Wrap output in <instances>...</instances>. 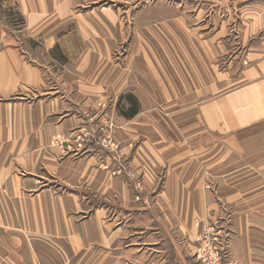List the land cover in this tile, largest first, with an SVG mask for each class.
I'll return each mask as SVG.
<instances>
[{
	"label": "crops",
	"instance_id": "crops-1",
	"mask_svg": "<svg viewBox=\"0 0 264 264\" xmlns=\"http://www.w3.org/2000/svg\"><path fill=\"white\" fill-rule=\"evenodd\" d=\"M8 1L24 25L0 24V264H193L203 227L226 209L229 264H264V142L239 141L264 125V0H231L241 4L244 68L199 108L227 142H169L152 110L136 101L125 117L112 104L137 186L100 164L111 163L105 153L64 152L79 142L69 138L85 120L76 110L133 86L112 57L123 30L106 4L120 0Z\"/></svg>",
	"mask_w": 264,
	"mask_h": 264
},
{
	"label": "rangeland",
	"instance_id": "rangeland-1",
	"mask_svg": "<svg viewBox=\"0 0 264 264\" xmlns=\"http://www.w3.org/2000/svg\"><path fill=\"white\" fill-rule=\"evenodd\" d=\"M3 1L6 0H0L1 26L19 31L24 21L16 17L13 2L3 4ZM240 5L231 0H120L106 4L119 12L118 22L123 30L122 36H117L119 41L112 57L118 64L122 63L125 77L133 81V86L116 101L100 100L94 107L84 106L86 101H82L81 105L86 108L75 111L85 118L83 127L77 129L81 133L69 137L79 142H70L71 148L64 150L63 142L67 139L60 136L55 144L74 158L105 153L111 163L99 161L100 164L114 176L129 177L132 185L137 186L135 181L139 175L129 168L126 145L119 136L120 126L108 115L112 104L125 117L131 116L129 113L136 101V108L152 110L158 124L165 126L160 127V132L169 142H197L202 148L227 142L228 136L213 134L203 125L199 108L214 95L232 88L234 80H229V76L244 68L248 45L238 30L242 21L238 13ZM26 40L34 47L35 41ZM54 54L62 55V52ZM133 56L137 66L131 65ZM34 63L38 65L40 60ZM136 92L138 99L134 97ZM146 92L148 96L143 97ZM239 135L240 142H264V125ZM234 217V212L226 209L222 216L205 224L198 236L200 246L193 264H209L210 257L216 255L215 249L224 242L228 243L230 252L226 264L230 263Z\"/></svg>",
	"mask_w": 264,
	"mask_h": 264
},
{
	"label": "built area",
	"instance_id": "built-area-1",
	"mask_svg": "<svg viewBox=\"0 0 264 264\" xmlns=\"http://www.w3.org/2000/svg\"><path fill=\"white\" fill-rule=\"evenodd\" d=\"M79 133H81V131H79ZM76 133L73 132V134L71 135L73 137V135H75ZM60 138H57V140ZM59 141V140H58ZM110 142V141H108ZM230 245V242H229ZM213 246H216V242L213 243ZM216 252V255L214 257H210V261L209 264H226V260L228 261L229 259V251H228V243H222L219 248L215 249V251L213 253ZM224 258V259H223Z\"/></svg>",
	"mask_w": 264,
	"mask_h": 264
},
{
	"label": "trees",
	"instance_id": "trees-1",
	"mask_svg": "<svg viewBox=\"0 0 264 264\" xmlns=\"http://www.w3.org/2000/svg\"><path fill=\"white\" fill-rule=\"evenodd\" d=\"M136 108L134 107L133 110L130 111L129 115H132L135 112Z\"/></svg>",
	"mask_w": 264,
	"mask_h": 264
}]
</instances>
